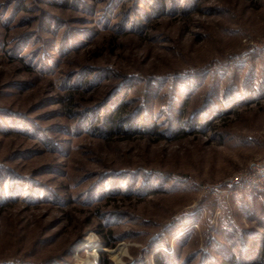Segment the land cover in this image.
Instances as JSON below:
<instances>
[{
	"label": "rangeland",
	"instance_id": "rangeland-1",
	"mask_svg": "<svg viewBox=\"0 0 264 264\" xmlns=\"http://www.w3.org/2000/svg\"><path fill=\"white\" fill-rule=\"evenodd\" d=\"M258 162L264 0H0V264H264Z\"/></svg>",
	"mask_w": 264,
	"mask_h": 264
},
{
	"label": "built area",
	"instance_id": "built-area-1",
	"mask_svg": "<svg viewBox=\"0 0 264 264\" xmlns=\"http://www.w3.org/2000/svg\"><path fill=\"white\" fill-rule=\"evenodd\" d=\"M239 185L242 187H249L252 190L264 189V162H258L251 165V167L240 175L237 179Z\"/></svg>",
	"mask_w": 264,
	"mask_h": 264
},
{
	"label": "bare ground",
	"instance_id": "bare-ground-1",
	"mask_svg": "<svg viewBox=\"0 0 264 264\" xmlns=\"http://www.w3.org/2000/svg\"><path fill=\"white\" fill-rule=\"evenodd\" d=\"M95 243V239L93 238V237H89L88 239H86L85 240V244L86 245H93ZM125 252V250H123V249H120L118 252H117V255L118 254H121V253H124ZM95 257L97 258V253L95 252ZM122 255V254H121Z\"/></svg>",
	"mask_w": 264,
	"mask_h": 264
},
{
	"label": "trees",
	"instance_id": "trees-1",
	"mask_svg": "<svg viewBox=\"0 0 264 264\" xmlns=\"http://www.w3.org/2000/svg\"><path fill=\"white\" fill-rule=\"evenodd\" d=\"M109 119H111V117L108 116V117H107V120H109ZM124 119H125V118H123V119L121 120V118H119V119L116 120V119L114 118V119L111 120V123H113L114 125L117 124V125H119V127H121V123H122V121H123ZM107 245H108V246H111L110 243H107ZM263 254H264V253H263ZM160 260H161V259L159 258V256H157V261H158V263L160 262Z\"/></svg>",
	"mask_w": 264,
	"mask_h": 264
}]
</instances>
